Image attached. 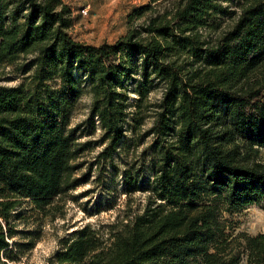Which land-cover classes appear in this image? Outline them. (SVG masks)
Segmentation results:
<instances>
[{
  "label": "trees",
  "instance_id": "1",
  "mask_svg": "<svg viewBox=\"0 0 264 264\" xmlns=\"http://www.w3.org/2000/svg\"><path fill=\"white\" fill-rule=\"evenodd\" d=\"M128 22L91 45L70 35L64 0H0V78L31 57L0 86V264L42 240V226L17 228L28 212L48 217L79 186L85 94L107 144L98 162L118 168L127 141L151 138L121 159L124 193L145 204L73 231L47 264H264V233H231L226 218L264 210V0H151Z\"/></svg>",
  "mask_w": 264,
  "mask_h": 264
},
{
  "label": "rangeland",
  "instance_id": "2",
  "mask_svg": "<svg viewBox=\"0 0 264 264\" xmlns=\"http://www.w3.org/2000/svg\"><path fill=\"white\" fill-rule=\"evenodd\" d=\"M72 9L73 25L70 35L77 41L91 45L104 42L114 43L124 36L129 28L128 16L135 9L150 4L151 0H64ZM90 7L88 16L82 13ZM31 57L20 61L18 66L4 69L0 78V86H16L20 82V69L26 66ZM160 97V93L155 94ZM92 98L85 94L72 115V127L82 124L81 143H86V152L80 158V171L75 177L80 179L79 186L71 190L55 203V207L46 218L26 214V219L18 225V229L43 227V238L36 248L20 264H47L48 260L59 249V241L70 236L73 231L86 224L99 225L123 219L130 211H139L145 204L146 195L134 194L130 199L124 193L122 177V160L133 152L140 155L146 149L151 138H147L137 148L128 141L121 147L122 157L116 156L118 168L110 162H98L99 153L106 147L101 141L102 130L97 123L96 132L92 133L86 122L89 120ZM147 124L144 130L148 129ZM260 160L264 163V150ZM28 205L24 204V209ZM229 232H246L251 235L264 233V210L252 206L233 215H226Z\"/></svg>",
  "mask_w": 264,
  "mask_h": 264
},
{
  "label": "built area",
  "instance_id": "3",
  "mask_svg": "<svg viewBox=\"0 0 264 264\" xmlns=\"http://www.w3.org/2000/svg\"><path fill=\"white\" fill-rule=\"evenodd\" d=\"M89 9H90V7L87 6L86 8H84V9L82 10V13H83L85 16H88V14H89Z\"/></svg>",
  "mask_w": 264,
  "mask_h": 264
}]
</instances>
